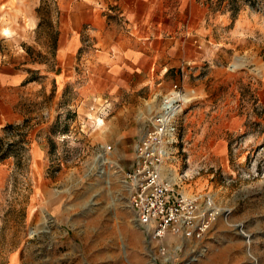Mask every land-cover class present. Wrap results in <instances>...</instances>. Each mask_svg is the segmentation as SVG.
<instances>
[{
    "label": "rangeland",
    "instance_id": "rangeland-1",
    "mask_svg": "<svg viewBox=\"0 0 264 264\" xmlns=\"http://www.w3.org/2000/svg\"><path fill=\"white\" fill-rule=\"evenodd\" d=\"M203 1V62L117 94L92 90L77 64L57 75L51 0L31 19L24 5L0 6V53L47 72L0 138L11 155L0 160V264H264V0H238L233 23L218 0ZM174 89L159 168L218 211L198 241L152 239L130 206L135 142Z\"/></svg>",
    "mask_w": 264,
    "mask_h": 264
},
{
    "label": "crops",
    "instance_id": "crops-1",
    "mask_svg": "<svg viewBox=\"0 0 264 264\" xmlns=\"http://www.w3.org/2000/svg\"><path fill=\"white\" fill-rule=\"evenodd\" d=\"M40 1L0 0V6L11 14L24 5V18L31 19ZM51 1L59 31L57 75L67 71L71 76L77 64L95 92L117 94L158 85L173 70L183 73L206 58L202 36L208 9L203 0ZM108 7L125 23L107 16ZM45 69V62L19 63L0 53V138L6 125L24 119L20 101L47 82ZM33 70L40 77L34 78Z\"/></svg>",
    "mask_w": 264,
    "mask_h": 264
},
{
    "label": "built area",
    "instance_id": "built-area-1",
    "mask_svg": "<svg viewBox=\"0 0 264 264\" xmlns=\"http://www.w3.org/2000/svg\"><path fill=\"white\" fill-rule=\"evenodd\" d=\"M114 11V7L104 9L107 16L115 15L122 21L121 15ZM177 97L174 89L163 104L168 105L169 100L173 99L171 108L177 110ZM163 104L153 115L150 128L137 138L134 145L133 168L127 175L130 206L137 221L151 229L152 239H162L170 233L198 241L204 236L218 211L209 199L201 205L198 195H186L175 190L174 184L160 174L159 165L165 155V139L176 129L173 124L176 112L171 113L170 107H163Z\"/></svg>",
    "mask_w": 264,
    "mask_h": 264
},
{
    "label": "trees",
    "instance_id": "trees-1",
    "mask_svg": "<svg viewBox=\"0 0 264 264\" xmlns=\"http://www.w3.org/2000/svg\"><path fill=\"white\" fill-rule=\"evenodd\" d=\"M238 0H218L219 4H223V7H226V11L230 13V19L232 23L235 21L237 18V15L239 13V7L238 5L236 6ZM243 4L249 6V7H254L257 4V0H241ZM52 2H48L47 4L50 5ZM53 5V4H52ZM55 12H56V7L54 6ZM58 28L56 29L53 39H52V45H51V51L52 53L55 52L56 50V44H57V39H58ZM10 127V125H6L4 128ZM2 152V144H1V139H0V153ZM11 156L9 153H3L0 155V160L5 159L6 157Z\"/></svg>",
    "mask_w": 264,
    "mask_h": 264
},
{
    "label": "bare ground",
    "instance_id": "bare-ground-1",
    "mask_svg": "<svg viewBox=\"0 0 264 264\" xmlns=\"http://www.w3.org/2000/svg\"><path fill=\"white\" fill-rule=\"evenodd\" d=\"M4 31H6V30H4ZM183 99L186 100L185 97H184ZM172 101H173V99H170V100H169V104H168V105L163 104V107H167V106H169V107H170V111H172L171 113H175L177 110H173V108H171V103H172ZM101 163H102V164H109V162L107 161V159H105L104 157H102V159H101ZM174 173H175V172H174ZM176 176H177L176 173L173 174V176L171 177V180H173ZM127 187H128V192H130V186L127 185ZM248 236H249V235L246 234V237H247V238H248ZM247 240H249V239H247Z\"/></svg>",
    "mask_w": 264,
    "mask_h": 264
}]
</instances>
